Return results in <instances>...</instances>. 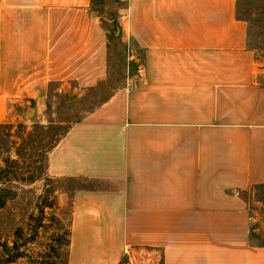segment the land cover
Segmentation results:
<instances>
[{
  "label": "crops",
  "instance_id": "0c3cea01",
  "mask_svg": "<svg viewBox=\"0 0 264 264\" xmlns=\"http://www.w3.org/2000/svg\"><path fill=\"white\" fill-rule=\"evenodd\" d=\"M124 81L48 151L64 182L67 264H264L248 194L264 184V69L237 0H119ZM91 0H0V105L42 104L51 85L109 75Z\"/></svg>",
  "mask_w": 264,
  "mask_h": 264
},
{
  "label": "rangeland",
  "instance_id": "374dc122",
  "mask_svg": "<svg viewBox=\"0 0 264 264\" xmlns=\"http://www.w3.org/2000/svg\"><path fill=\"white\" fill-rule=\"evenodd\" d=\"M123 6L116 0L92 4L108 29L109 75L102 84L81 91H59L51 85L39 106L1 102L0 264H66L70 212L64 203V182L46 173V157L68 127L99 105L135 66L128 59L131 45L113 34L111 18ZM237 14L248 24L249 45L264 69V0H237ZM248 202L256 228L253 237L264 244V184L249 192ZM120 264H128L127 258Z\"/></svg>",
  "mask_w": 264,
  "mask_h": 264
},
{
  "label": "built area",
  "instance_id": "2783aa9c",
  "mask_svg": "<svg viewBox=\"0 0 264 264\" xmlns=\"http://www.w3.org/2000/svg\"><path fill=\"white\" fill-rule=\"evenodd\" d=\"M249 221L252 218L249 216ZM124 257L127 258L128 264H161L162 251L157 247H137L126 249Z\"/></svg>",
  "mask_w": 264,
  "mask_h": 264
},
{
  "label": "trees",
  "instance_id": "16d2710c",
  "mask_svg": "<svg viewBox=\"0 0 264 264\" xmlns=\"http://www.w3.org/2000/svg\"><path fill=\"white\" fill-rule=\"evenodd\" d=\"M92 1V4L94 3V0H91ZM117 2H119V0H116ZM100 17H101V19H102V21L104 22V23H107L106 21H104V19H103V17H102V15H100ZM106 20V19H105ZM111 23H112V27H114V30H115V28L117 27V24H116V22H115V17L114 18H111ZM53 147V146H52ZM51 147V148H52ZM50 148V149H51ZM4 204V201H2V202H0V207L2 206ZM68 237H67V240H66V245H67V247H68V244H69V230H68ZM11 260V259H10ZM12 261V260H11ZM66 264H67V262H66Z\"/></svg>",
  "mask_w": 264,
  "mask_h": 264
}]
</instances>
